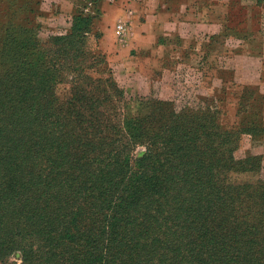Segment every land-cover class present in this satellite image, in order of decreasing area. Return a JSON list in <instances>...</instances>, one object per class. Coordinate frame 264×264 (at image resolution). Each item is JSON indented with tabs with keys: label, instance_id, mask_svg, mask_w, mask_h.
Returning a JSON list of instances; mask_svg holds the SVG:
<instances>
[{
	"label": "trees",
	"instance_id": "1",
	"mask_svg": "<svg viewBox=\"0 0 264 264\" xmlns=\"http://www.w3.org/2000/svg\"><path fill=\"white\" fill-rule=\"evenodd\" d=\"M22 6L25 7V1ZM81 20L90 23L89 29L85 30L86 36L101 37L94 30L92 14L80 15L77 21ZM75 28L74 24L69 35L73 40ZM2 30L6 31L0 38V229L7 226L2 213L16 199L17 185L26 176L47 182L48 191L43 194L56 200L39 199L41 208L61 220L71 217V228H75L71 237H82L85 243L92 237H102L103 246L112 248L108 249L106 264H134L136 254L152 261L151 264H205L207 259L215 264H264V184L245 182L233 192L232 171L223 167L205 171L207 155L214 160L211 148L219 146L211 147L204 142L214 137L234 140L233 148L224 146L235 157L242 134L262 138L263 97L250 101L245 109L247 114L259 117L260 123L256 122V127L248 126V121L240 119L233 127H224L218 122L212 127L202 124L194 129L186 120L173 124L178 113L171 120L159 113L157 119L131 118L122 122H111L108 114L107 118H96L93 123L82 118L83 113L78 107L79 98L87 99V110L94 109L93 104L99 96L92 83L87 82L89 89L82 90L83 94L79 89L70 90V98H64L56 88L62 80L59 82V75L50 72L56 62L50 66L52 59L42 54L41 49L31 46L22 34L11 32L9 34L13 36L4 38L10 31L8 28ZM37 65L43 67L42 72L33 79L27 78L31 68ZM103 77L98 79L99 84ZM115 80L111 74L104 79L101 91H107L108 98L124 93L120 88L118 92L112 87L116 85ZM200 114L207 116L209 111ZM52 127L59 131L57 142L52 136ZM176 130L178 132L173 134ZM194 130L201 132L203 137L199 139L204 141L189 136ZM105 131L109 134L105 135ZM159 139L167 147L166 152L158 154L165 155L164 162L156 159L143 162L142 166L134 164L138 145H146L145 156H148L149 141ZM12 141L18 147L17 155L12 164L6 166L5 150ZM198 143H206L205 148L194 151ZM150 154L156 153L151 151ZM221 159L228 160L226 156ZM241 159L246 163L245 168H241L244 172L253 171L256 162L262 166L264 161L257 154H248ZM6 171L11 172L7 174ZM4 175L8 177L2 180ZM242 187L246 188L244 197L240 191ZM220 188H224L225 194L214 199L213 194ZM84 190H88L87 195H82ZM184 191L189 193L191 202L178 215L174 202L178 196L183 199ZM79 194L82 195L80 199ZM71 195L73 197L69 199ZM248 199H254V207L260 206L256 214L246 211L251 207ZM163 201L172 207L170 214L165 206L158 210L160 214L151 217L150 210ZM113 202L135 216H119L116 207L109 214L105 206H111ZM15 233L14 227L5 235L0 233V264H6L4 259L13 250L3 241ZM135 240L138 243L136 249H127ZM123 243L125 248L113 250V247H122ZM84 254L93 255L90 251ZM101 254H105L104 251ZM23 258L25 262L26 253Z\"/></svg>",
	"mask_w": 264,
	"mask_h": 264
},
{
	"label": "rangeland",
	"instance_id": "2",
	"mask_svg": "<svg viewBox=\"0 0 264 264\" xmlns=\"http://www.w3.org/2000/svg\"><path fill=\"white\" fill-rule=\"evenodd\" d=\"M23 1H25L26 9L22 6ZM90 1L75 0L73 12L67 13L61 10L59 0H0V38L3 31H6L2 29L8 28L10 32L4 38L13 36L9 34L11 32L14 35L22 34L28 39L31 46L41 49L42 54L52 59L50 66L56 62V67L52 68L50 72L59 75V82L62 80V82H58L56 88L58 92L63 94L64 98H70L71 92L78 89L83 94L82 90L89 89L88 81L92 83L94 89L98 90L96 92L99 100L96 101V104H93V110H87V99L80 100L77 97L78 107L80 106V111L83 113L82 118L94 123L96 118L104 119L109 114L108 118L111 122L129 121L131 118L136 120L140 118L147 121L148 119H157L160 117L159 113H163L168 120H171L178 113L173 124H179L186 120L188 125L193 124L191 127L194 129L202 124L212 127L218 122L224 127H233L239 124L240 119L248 121V126L252 127L257 126L256 122L260 123L259 117L247 114L245 109L249 106L250 101L255 98H264V63L262 70H258L259 72L255 75L248 76L244 75L243 72L240 73L230 61V58H236L233 57L235 54L231 52L233 48L227 44L225 36L221 35L216 43L209 47L206 58L201 59V57L194 56L195 62L190 66L184 60L177 58L176 54L170 53L167 63L160 62L161 67L154 66V68L149 69L145 64L139 67L126 68L117 74V70H115L108 54L103 52L101 37L97 39L92 34L86 36L85 30L89 29L90 23L85 20L77 21L80 15L82 17L86 16L87 4ZM250 1L251 3L254 2V0ZM255 3L259 5H257V10L263 7L262 10L264 11V0H259V2L255 0ZM262 15H264V12ZM239 19L242 20V16ZM74 24L76 28L73 31V40L69 35ZM258 49L260 47L254 46L255 53ZM262 50L258 52L262 53ZM240 59L237 58L239 67L245 70L247 64ZM155 61L151 60L150 62L153 65L158 64ZM59 65H61L60 68ZM261 66L262 63L258 60L253 61L251 66L248 65L251 69H258ZM42 70L41 65L31 68L27 78L33 79L32 77L36 76L38 72H42ZM110 74L114 75L115 82L117 81L116 85L112 87L117 88V91L120 88L121 92L124 93L118 91L119 93L114 94L112 97L109 95L110 98H108L106 96L107 91L101 90L104 87V79ZM100 77H103V81L99 84L98 79ZM123 99H126V102ZM125 103L130 105L126 106ZM217 109L220 110V113L217 112ZM183 111L186 114H183ZM203 111H209V114L201 116L200 113ZM179 113L183 115L178 116ZM260 113L264 122V111ZM251 121L255 123H251ZM52 130V136L57 142L56 137L59 135V131L56 127H52ZM172 132L174 134L178 130ZM107 134H109L108 131H105V135ZM189 136L197 140H201L199 138L203 137L201 132L197 130L191 132ZM204 142L209 143L211 147L212 145L219 146L211 148V151L214 152V160L210 158V154L207 155L209 159L205 171H210L213 167H223L232 171L234 179L230 182L234 183L231 186L233 192H236L238 187L245 182L264 184V161L262 166L255 161L253 171H241V168L246 166L241 158L248 154H257L264 158V134L259 139L253 138L249 133L242 134L239 146L235 150V157L226 147L233 148L234 140H220L214 137ZM204 144L206 143L196 144L198 148H195L194 151L205 148ZM149 145L151 147L148 156H145L147 155L146 145L144 143L138 145L134 153V164L142 166L143 162L146 163L156 159L164 162L163 157L165 155L158 154L166 152L167 147L160 139L150 140ZM17 149L16 143H13V141L9 143L5 150V157H8L5 162L6 166L11 165L14 161ZM151 151L156 154H150ZM222 156H226L228 160L223 161ZM154 163L156 165L155 161ZM146 168L148 167L146 166ZM10 172L6 171L5 173L10 174ZM137 172L143 173L139 170ZM7 177L8 175H4L2 180ZM43 191H48L47 182L25 176L17 185L14 195L16 199L12 201L10 208L2 213L1 217L7 226L2 227L0 233L5 235L12 227L16 231L15 234L9 236L8 240L3 241L13 247V250L5 257V263L106 264L109 255L107 252L112 248L103 246L102 237H92L93 239L86 243L82 241V237H71L75 232V228H71V217L61 220V217H57L55 214L52 215L51 212L46 213L41 208L39 199H47L49 202L56 200L43 194ZM87 191L84 190L82 195H87ZM240 191L243 197L246 196L245 187L240 188ZM184 193L183 199H179L180 196L175 198L177 200L174 202V206L177 208L178 215L182 214V208L191 202L188 199L189 193L187 191H184ZM224 194V188H220L219 191L213 194V198L218 199ZM82 195L79 194L77 197L80 199ZM69 197V199H72L73 196ZM26 199H31V201ZM253 200H247L251 207L250 209L247 208L246 211L256 214L260 206L256 205L254 207ZM165 206L169 208L170 214L172 207L163 201L162 204H155L149 212L150 216L154 217L160 214L158 210ZM114 207H116L119 216H135L132 212H127L117 203L115 204V202L111 203V206L107 204L105 211L111 214ZM191 216L189 215V217ZM58 225H60V228H58ZM129 245L127 249L134 250L138 243L135 240ZM122 248H125L124 243L122 247H113V250L119 251ZM85 251H90L93 255L85 256ZM102 251L105 254H101ZM80 252H83V254H79ZM25 253L26 261L24 262ZM133 263L151 264L152 261L136 254ZM205 264H215V261L207 259Z\"/></svg>",
	"mask_w": 264,
	"mask_h": 264
},
{
	"label": "crops",
	"instance_id": "3",
	"mask_svg": "<svg viewBox=\"0 0 264 264\" xmlns=\"http://www.w3.org/2000/svg\"><path fill=\"white\" fill-rule=\"evenodd\" d=\"M257 5L255 0H96L87 4V12L94 16V30L117 74L145 64L161 67L170 53L190 66L194 56L205 59L224 35L236 57L230 58L234 68L252 76L264 63V11ZM59 6L71 13L75 0H59ZM254 46L262 53H255ZM237 58L247 64L245 70ZM256 60L261 68H249Z\"/></svg>",
	"mask_w": 264,
	"mask_h": 264
}]
</instances>
